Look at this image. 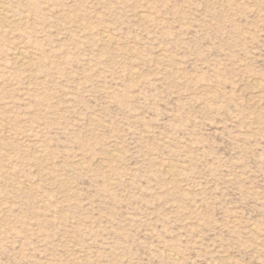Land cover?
Returning <instances> with one entry per match:
<instances>
[{
  "label": "rangeland",
  "instance_id": "1",
  "mask_svg": "<svg viewBox=\"0 0 264 264\" xmlns=\"http://www.w3.org/2000/svg\"><path fill=\"white\" fill-rule=\"evenodd\" d=\"M0 264H264V0H0Z\"/></svg>",
  "mask_w": 264,
  "mask_h": 264
}]
</instances>
